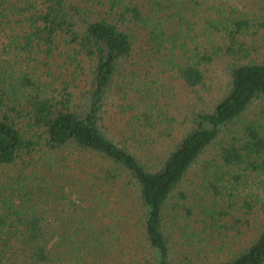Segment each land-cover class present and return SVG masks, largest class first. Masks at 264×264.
Returning a JSON list of instances; mask_svg holds the SVG:
<instances>
[{
  "label": "trees",
  "instance_id": "16d2710c",
  "mask_svg": "<svg viewBox=\"0 0 264 264\" xmlns=\"http://www.w3.org/2000/svg\"><path fill=\"white\" fill-rule=\"evenodd\" d=\"M0 36V264H264V0H0Z\"/></svg>",
  "mask_w": 264,
  "mask_h": 264
},
{
  "label": "rangeland",
  "instance_id": "374dc122",
  "mask_svg": "<svg viewBox=\"0 0 264 264\" xmlns=\"http://www.w3.org/2000/svg\"><path fill=\"white\" fill-rule=\"evenodd\" d=\"M135 29V28H133ZM144 34L135 33V43H136V51L139 52L140 49L144 47V41L142 36ZM138 37V38H137ZM137 39V41H136ZM4 44V39L0 36V49ZM141 55L137 54V57L133 61H139ZM126 65V64H125ZM122 69L121 74L117 76L116 84L109 95V98L106 103V109L103 113V119L101 121L104 128L113 134L116 139H120L118 137H122L121 132H124L127 120V111L123 110L126 108V105H130L132 103L131 94H134L133 90H131L132 81L130 79V71H126V68ZM139 74H144V69L138 65H134ZM224 65L220 60L210 66L208 75L217 82L216 88L217 92L222 88L225 83V76L223 72ZM149 69V68H148ZM140 79L138 76H134V80ZM166 84L170 88L168 91L169 103L170 106L174 109H177L178 112H186L188 108L192 105L195 96L187 89L181 82L177 80H172V78L166 75ZM264 105V98L255 101L248 109L245 114L246 118H258L259 110ZM118 136V137H117ZM169 138H162L160 144L164 145L162 149H160V153H163L167 147L170 146ZM210 152L205 153L202 156V159H206L211 157ZM145 158V157H143ZM146 159V158H145ZM204 173L200 167V163L196 164L188 173L186 177V182L183 185V188L187 190L189 197L192 198L198 193V184L201 182ZM79 196H76L74 199L76 202L78 201ZM72 204L70 200L67 199L64 201V208L67 209V206ZM74 206V205H72ZM71 206V207H72ZM77 209V208H76ZM69 210V209H67ZM128 210V209H127ZM179 248L174 250V254H178Z\"/></svg>",
  "mask_w": 264,
  "mask_h": 264
}]
</instances>
